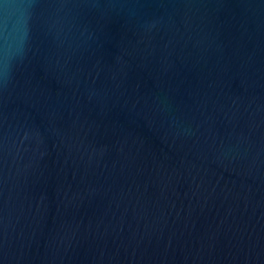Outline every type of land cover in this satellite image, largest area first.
I'll return each instance as SVG.
<instances>
[{
    "label": "water",
    "instance_id": "1",
    "mask_svg": "<svg viewBox=\"0 0 264 264\" xmlns=\"http://www.w3.org/2000/svg\"><path fill=\"white\" fill-rule=\"evenodd\" d=\"M0 264H264V0H0Z\"/></svg>",
    "mask_w": 264,
    "mask_h": 264
}]
</instances>
